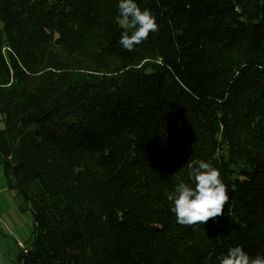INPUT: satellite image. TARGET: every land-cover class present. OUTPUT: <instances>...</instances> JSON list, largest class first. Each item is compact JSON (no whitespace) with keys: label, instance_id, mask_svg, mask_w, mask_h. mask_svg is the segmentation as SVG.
Returning a JSON list of instances; mask_svg holds the SVG:
<instances>
[{"label":"trees","instance_id":"16d2710c","mask_svg":"<svg viewBox=\"0 0 264 264\" xmlns=\"http://www.w3.org/2000/svg\"><path fill=\"white\" fill-rule=\"evenodd\" d=\"M0 0V166L33 222L23 264L264 258V0ZM219 156L218 159L215 157ZM217 168L224 214L179 225L166 193Z\"/></svg>","mask_w":264,"mask_h":264},{"label":"clouds","instance_id":"9594fccd","mask_svg":"<svg viewBox=\"0 0 264 264\" xmlns=\"http://www.w3.org/2000/svg\"><path fill=\"white\" fill-rule=\"evenodd\" d=\"M118 10L121 27L132 29L131 35L126 30L122 31L119 40L121 46L129 52L146 41L151 33L159 30L151 11L141 10L134 0H119ZM215 158H219L218 154ZM187 168L194 186L180 183L174 192L166 193V196L174 204L171 211L175 214L176 222L194 229L224 214V207L229 203V193L220 171L210 163L192 160L188 161ZM219 264H264V258L260 255L250 257L243 247L236 246L219 258Z\"/></svg>","mask_w":264,"mask_h":264},{"label":"rangeland","instance_id":"374dc122","mask_svg":"<svg viewBox=\"0 0 264 264\" xmlns=\"http://www.w3.org/2000/svg\"><path fill=\"white\" fill-rule=\"evenodd\" d=\"M0 171L5 185L0 193V264H23V251L33 246L32 217L29 211H21V199L7 189L1 166Z\"/></svg>","mask_w":264,"mask_h":264},{"label":"crops","instance_id":"0c3cea01","mask_svg":"<svg viewBox=\"0 0 264 264\" xmlns=\"http://www.w3.org/2000/svg\"><path fill=\"white\" fill-rule=\"evenodd\" d=\"M1 176H2V173L0 171V178H1ZM3 185H4V183H3ZM3 185H2V183L0 181V193L4 192V190H5V185L4 186Z\"/></svg>","mask_w":264,"mask_h":264}]
</instances>
